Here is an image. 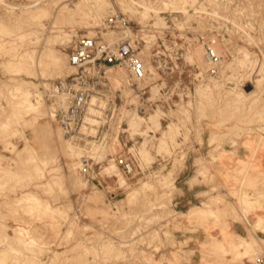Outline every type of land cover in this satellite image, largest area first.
Wrapping results in <instances>:
<instances>
[{"label": "rangeland", "instance_id": "374dc122", "mask_svg": "<svg viewBox=\"0 0 264 264\" xmlns=\"http://www.w3.org/2000/svg\"><path fill=\"white\" fill-rule=\"evenodd\" d=\"M79 36L129 42L144 78L70 66ZM81 73L94 111L65 132L49 86ZM239 146L264 150V0H0V264H182L184 210L220 224L264 205L247 162L221 182Z\"/></svg>", "mask_w": 264, "mask_h": 264}, {"label": "crops", "instance_id": "0c3cea01", "mask_svg": "<svg viewBox=\"0 0 264 264\" xmlns=\"http://www.w3.org/2000/svg\"><path fill=\"white\" fill-rule=\"evenodd\" d=\"M223 161L224 165L227 167L226 170H224L225 175H223L226 179L224 181L221 180V182H225L227 191L235 189L233 180L241 177L239 170L236 168L239 161L247 162L251 166V172L248 175L250 185L258 189L263 187L264 191V150L251 153L243 146H239L235 149L230 148L225 152ZM201 186L202 185L199 183L194 184L192 187L195 199L200 198V194L208 190H203ZM187 212L188 209L184 210L181 223H179L182 230L179 232L178 242L183 244V254H186V261L182 264L216 263L217 256L220 254L211 253L210 243L208 247H203L207 245L206 242L208 240H216L217 243L222 244L227 252L225 254V260L229 264H251L249 257H251L252 254L250 253L252 251H260V253H254V256L260 255L264 258V227L263 229H253L260 221L264 224V205L244 215L237 211L239 219H235L234 215L230 211H227L226 214L228 216L221 221L220 224L215 223L211 218H208V221H201L196 217L190 220L186 216ZM249 238L252 239L255 244L252 250L247 251L248 255L243 254V249L234 248V245L240 240L247 241Z\"/></svg>", "mask_w": 264, "mask_h": 264}, {"label": "built area", "instance_id": "2783aa9c", "mask_svg": "<svg viewBox=\"0 0 264 264\" xmlns=\"http://www.w3.org/2000/svg\"><path fill=\"white\" fill-rule=\"evenodd\" d=\"M215 44L214 38H208L206 41L204 59L208 64L219 62L214 50ZM66 56L70 66L82 69L87 74H89L88 70L94 75L101 71L106 73L122 69L133 82L141 81L145 75L144 61L134 53L130 43L125 41L110 44L102 39L79 36L72 42ZM83 80L84 76L81 73L79 77L70 80L67 78L55 80L49 86L50 94L61 97V108L58 105L59 123L65 132L72 131L89 110L90 91L81 84ZM113 161L123 174L131 172V163L126 159L116 157ZM81 164L85 172L90 169L86 157L81 158ZM253 264H264V258L256 255Z\"/></svg>", "mask_w": 264, "mask_h": 264}, {"label": "bare ground", "instance_id": "6f19581e", "mask_svg": "<svg viewBox=\"0 0 264 264\" xmlns=\"http://www.w3.org/2000/svg\"><path fill=\"white\" fill-rule=\"evenodd\" d=\"M182 1V0H181ZM166 4L167 3H164V1L162 2V5H164V6H166ZM164 6H163V8H164ZM172 9H173V7H172ZM78 10V9H77ZM164 10V9H163ZM75 11V10H74ZM159 11V10H158ZM180 11V10H179ZM94 12V11H93ZM93 12H91V13H93ZM126 12H127V14H132L133 13V10H132V8L131 7H128L127 8V10H126ZM184 12V11H183ZM186 12V11H185ZM236 26V25H235ZM239 29V28H238ZM246 35V34H245ZM247 56V55H246ZM246 56H245V59H246ZM247 58L249 59V57L247 56ZM25 94V93H24ZM94 110H91L90 108H89V110H88V112L87 113H92ZM94 115V114H93ZM105 118H106V115L104 114V113H101V112H97L96 111V120H94V121H96L97 122V124L98 123H101V122H103L104 120H105ZM119 182L121 183V184H123L122 182H123V179H119ZM33 203V202H32ZM21 208V207H20ZM260 223H261V221H260ZM262 224V223H261ZM262 226V225H261ZM261 226H260V228H261ZM254 227H256V226H254ZM258 228H259V225H258ZM255 229H257V228H255ZM262 229H263V227H262ZM234 247L236 248V247H243L244 249H246V248H248V247H250V243H248V242H246V241H243V240H241V242H239L238 244H236V245H234ZM237 248V249H238ZM30 262V261H29Z\"/></svg>", "mask_w": 264, "mask_h": 264}]
</instances>
